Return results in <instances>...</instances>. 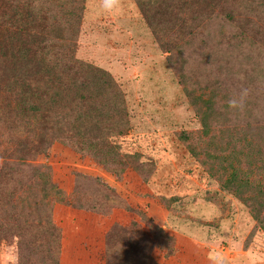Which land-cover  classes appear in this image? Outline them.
Masks as SVG:
<instances>
[{
  "label": "rangeland",
  "instance_id": "obj_1",
  "mask_svg": "<svg viewBox=\"0 0 264 264\" xmlns=\"http://www.w3.org/2000/svg\"><path fill=\"white\" fill-rule=\"evenodd\" d=\"M26 1L0 0V20ZM198 1L176 0L168 8L163 4L152 9L161 16L155 22L163 33L157 34L137 0H121L119 10L112 12L105 11L101 0H45L41 15L54 22L49 36L62 40L54 53L64 57L61 47L73 43L71 58L85 63V82L95 87L91 90L99 92L103 81L95 83L111 77L109 90L114 87L115 94L93 110L109 111L102 126L111 132L102 144L110 150L108 168L59 142L37 161L50 167L53 182L66 197L95 208L56 205L60 264H105V235L115 222H134L138 246L157 264H264V231L252 205L244 201L260 200V177L249 170L247 160L264 149L262 133L250 130L252 139L232 145L228 132L231 126L245 129L247 123L258 127L253 116L259 111L253 115L243 105L230 106V100H240L236 87L241 92L250 84L234 77L247 66L244 55L230 50L228 61L225 54L236 28L255 19L241 17L239 10L240 20L230 23V4L208 12ZM188 25L194 26V34ZM252 66L248 70L252 67L254 73L262 68L258 60ZM247 90L246 98L258 108L264 102L262 86ZM11 139L12 145L19 144ZM194 140L198 148L192 153ZM203 147H223L221 156L233 153L232 167L222 163L223 170L221 163L208 161ZM6 149L9 145L0 139V156ZM234 168L248 183L242 199L224 187ZM0 264H18L15 246L2 248Z\"/></svg>",
  "mask_w": 264,
  "mask_h": 264
},
{
  "label": "trees",
  "instance_id": "obj_2",
  "mask_svg": "<svg viewBox=\"0 0 264 264\" xmlns=\"http://www.w3.org/2000/svg\"><path fill=\"white\" fill-rule=\"evenodd\" d=\"M175 1L137 0V4L151 22L153 30L162 34L160 22H155L161 16L159 12L152 14L151 10L163 4H167L165 7L168 8ZM192 1L197 3L196 0ZM44 3L45 0L22 2L20 8L13 6V10L0 20V139L4 143L6 141L10 148L0 156L3 160L0 164V253L5 246H15L18 264H60L62 236L54 219L56 205L95 209L89 203L82 204L79 200L72 201L66 197L53 182L50 167L37 162L39 157L46 155L54 142L88 155L104 167L110 154V150H105L102 144L111 132L102 129V126L105 125L106 114L109 115V111L103 107L105 101L115 96L114 87L109 90L113 86V79L100 78L95 84L103 81L102 90L98 88L99 92H95L91 90L95 88L94 84L85 82L88 75L85 63L71 58L73 43L61 47L64 57L54 53L62 40L49 36L54 22L41 15L44 14V7H47ZM198 3L206 4L208 12H214L216 6L225 9L230 4L226 13L230 23H236L242 15L255 19H247L246 26L236 28L225 54L228 61L231 60L230 54L236 51L244 55L246 68L239 74L231 70L230 76L234 73L236 81L241 78L247 80L250 85L246 89L256 90L261 85L264 94V0H200ZM193 27L186 26L190 34H194ZM255 50L259 51L258 57ZM62 58L64 60L60 61ZM255 60L262 68L254 73L252 63ZM249 66H252L250 70ZM236 88L239 90L241 87ZM237 90L234 93H238L237 98H240L241 92ZM254 93L251 92L253 97ZM100 104L103 109L99 113L93 112L95 105ZM257 106L251 103L250 96L245 98L244 110L253 115L259 111L258 115L253 116L258 127L250 123L246 124L245 129L231 126L228 132L232 145L247 143L252 139L249 131L257 128L262 133L259 141L263 139L264 142V102L260 101ZM206 115L201 114L204 136L208 135L209 127ZM13 136L19 144L15 141L12 145ZM182 139L188 141L189 136ZM197 144L196 140L192 142V153L197 151ZM202 149L209 153L208 161L213 159V163H227L232 167L235 159L233 153L227 152L228 155L221 156L223 147H213L212 151L205 147ZM247 164L249 170L260 177V200L254 203L246 198L244 201L252 205L253 217L264 231V149L260 147L254 151ZM222 169L225 170L223 164ZM247 184L242 173L234 168L230 184L224 187L242 199L244 193H248ZM110 191L115 195L113 189ZM133 223L122 226L115 222L108 228L105 235V264H157L148 251L138 246L140 234L135 233L136 225Z\"/></svg>",
  "mask_w": 264,
  "mask_h": 264
},
{
  "label": "clouds",
  "instance_id": "obj_3",
  "mask_svg": "<svg viewBox=\"0 0 264 264\" xmlns=\"http://www.w3.org/2000/svg\"><path fill=\"white\" fill-rule=\"evenodd\" d=\"M102 7L105 9V11L112 12V11H118L121 0H101ZM248 94L247 89H242L240 93V100L237 102L236 100H230L229 104L232 107H240L243 105L244 100ZM213 259H217L216 257H213Z\"/></svg>",
  "mask_w": 264,
  "mask_h": 264
}]
</instances>
